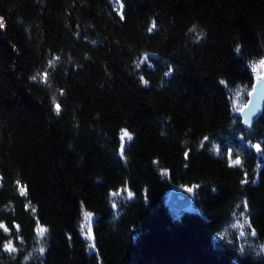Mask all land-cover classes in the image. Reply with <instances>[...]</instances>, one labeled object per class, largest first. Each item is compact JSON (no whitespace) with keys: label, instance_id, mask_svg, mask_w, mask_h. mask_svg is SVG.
<instances>
[{"label":"trees","instance_id":"1","mask_svg":"<svg viewBox=\"0 0 264 264\" xmlns=\"http://www.w3.org/2000/svg\"><path fill=\"white\" fill-rule=\"evenodd\" d=\"M0 21V264H264V103L240 114L264 0H0Z\"/></svg>","mask_w":264,"mask_h":264},{"label":"water","instance_id":"2","mask_svg":"<svg viewBox=\"0 0 264 264\" xmlns=\"http://www.w3.org/2000/svg\"><path fill=\"white\" fill-rule=\"evenodd\" d=\"M264 103V69L263 72L257 76L253 83L252 90L249 93L247 102L240 110V114L243 116V120L250 123L255 117L256 112L261 108ZM191 190L189 188H183L179 190H171L168 203L182 207L190 202L189 194ZM179 194L181 196H179Z\"/></svg>","mask_w":264,"mask_h":264},{"label":"snow or ice","instance_id":"3","mask_svg":"<svg viewBox=\"0 0 264 264\" xmlns=\"http://www.w3.org/2000/svg\"><path fill=\"white\" fill-rule=\"evenodd\" d=\"M116 2L119 4L120 3V0H116ZM120 7H122V4L120 5ZM121 18H123V16H121ZM3 27H4V24H3L2 21H0V29H2ZM153 27H155V25H153ZM149 31H152V29L150 28ZM50 64H51V62H50ZM259 66L264 67V60H262V61L259 62ZM58 111H59V105H57V112ZM125 136L128 137V139H131V136L126 131H123V135H122L121 139L123 140V138ZM239 163H240L239 160L233 161V164H239ZM21 194H24L23 189H21ZM129 195H131V193H129ZM92 215H93L92 213L85 212L84 213L85 224L81 225V230L82 231L85 228H88L89 229V233H88V236H87V238L89 240L92 239L91 232H90ZM245 223H247L246 220H245ZM237 226H239V225H233V227H237ZM0 229H3L5 232L8 231L7 227H5V225L3 223H0ZM17 230H18V226H17ZM46 231L47 230L45 228L38 227L37 234H38V236L43 237V235L45 234ZM241 234L243 235V233H241ZM253 235H255L254 232H253ZM4 248H5V250H7L9 252H15L16 251V249L14 247H12V242L11 241H9L7 244H5L4 245ZM40 251L43 252V249L41 248Z\"/></svg>","mask_w":264,"mask_h":264},{"label":"rangeland","instance_id":"4","mask_svg":"<svg viewBox=\"0 0 264 264\" xmlns=\"http://www.w3.org/2000/svg\"><path fill=\"white\" fill-rule=\"evenodd\" d=\"M83 224H85V218H83L81 225H83ZM84 231L89 232V229L88 228H85Z\"/></svg>","mask_w":264,"mask_h":264}]
</instances>
